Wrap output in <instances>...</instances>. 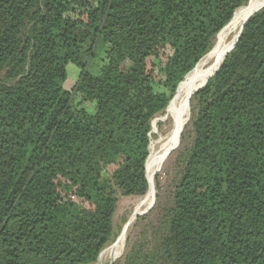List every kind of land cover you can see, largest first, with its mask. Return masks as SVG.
Wrapping results in <instances>:
<instances>
[{
  "label": "trees",
  "instance_id": "obj_1",
  "mask_svg": "<svg viewBox=\"0 0 264 264\" xmlns=\"http://www.w3.org/2000/svg\"><path fill=\"white\" fill-rule=\"evenodd\" d=\"M247 2L0 0V264L99 262L117 192L148 191L152 120ZM220 65L169 203L115 264H264V7Z\"/></svg>",
  "mask_w": 264,
  "mask_h": 264
},
{
  "label": "rangeland",
  "instance_id": "obj_2",
  "mask_svg": "<svg viewBox=\"0 0 264 264\" xmlns=\"http://www.w3.org/2000/svg\"><path fill=\"white\" fill-rule=\"evenodd\" d=\"M257 1L258 0H248L247 4L243 7V9L255 6L257 4L256 3ZM259 9H261V7ZM252 14H250V15H252ZM249 16H247V18ZM219 35L220 34H218V36ZM218 36L213 41L214 45H213L212 50H214L215 43L218 40ZM164 46L166 49L163 50V52H164L163 54H168L169 48L167 45H164ZM103 51L104 50H102V49L99 50V52H97L98 54L96 56V59L92 62L91 68H92V72L94 74H97L98 69H99L98 67L102 63L101 58H104L103 57V55H104ZM160 63H161L160 59H158V60L149 59L148 66H150V69H153L154 72L158 75L159 73L160 74L162 73L161 68H159V66H158ZM198 66L194 71H196L198 69ZM67 68H68L67 69V80L64 83V88L67 90H71L75 81L77 80L79 70L72 65H69V67H67ZM73 70L75 71L74 76L72 73ZM199 70H200V68H199ZM1 78H2V76H0V79ZM192 97H191V99H192ZM191 99H190V101H191ZM190 101H189V106H190ZM174 103H172L170 106H168L163 112L159 113V115H157L152 120V122H151L152 131H151L149 146L154 141L158 140V138L160 136H163L164 134L167 133V130L169 128V124L171 123L172 117H173L172 110H173ZM87 109L91 113H93L95 111V109H93V107H90ZM190 110H191V106H190ZM188 123H189V121H188ZM188 123L184 126L185 128L180 133V135L177 136L176 139L173 141V143L171 145V151H170L168 158L166 160H164V162L159 167L160 168L159 171L156 173V175L153 176L152 180H153V185H154L155 192H156L153 205L149 208V210L146 213L141 214V216L137 218L138 221L136 220L135 223L130 228L128 238L125 241L124 247L122 249L123 250L121 253L122 256L120 255L121 257L119 256L120 258L117 261H113V259H111L112 252L110 253L111 256L108 253L110 252V249L113 246H114L113 248H116L117 245L119 244V240H120L121 234L123 232V229L127 225L129 219L132 217V215L134 213V206H135L137 200L141 199V197H143V196H141V197H124L117 192L116 197H115L117 200L116 213H115V216L113 219V230H114V235L116 234V237H115L113 243H111L110 245H108L106 248L103 249V252L101 254L99 262L97 259L95 264H109L111 261H113L114 264L122 262V260L125 256V255H123L125 252L124 249H126V252H125V254H126L129 251L128 249L131 247V245L140 238L142 231L144 230V227L147 225V223H149V222L155 223L156 219L159 217V215L162 212V208L165 207L169 203V199H170V197L173 193V190H174L173 186L175 184V180H176L175 176L177 173V168L175 167V164H176L175 160H176V157H177L179 151L182 149L181 145L179 147L180 138H181V134L186 129V126L188 125ZM188 136H190V132H188L187 138H188ZM157 178H160V180H158V186L156 187ZM154 179H155V181H154ZM118 229H120L121 232H119Z\"/></svg>",
  "mask_w": 264,
  "mask_h": 264
},
{
  "label": "bare ground",
  "instance_id": "obj_3",
  "mask_svg": "<svg viewBox=\"0 0 264 264\" xmlns=\"http://www.w3.org/2000/svg\"><path fill=\"white\" fill-rule=\"evenodd\" d=\"M256 3L257 4L253 7L242 9L220 33L218 40L215 43L214 50L201 59L198 64V69L190 73L186 84L180 91L178 98L173 105V117L172 121L170 120L171 123L169 124L167 133L163 136H160L158 140L150 144L149 157L147 159V171L149 177L148 191L143 197H141V199L137 200L134 206V213L123 229L119 244L116 248H113V246L110 249L108 254L110 255L112 252L111 259H113V261H117L122 256V249L124 247L125 241L128 238L132 225L135 223L137 218L140 217L141 214L146 213L154 203L156 192L152 180L153 176L159 171V167L164 162V160L168 158L173 141L177 136L180 135V133L185 128L184 126L189 121V101L191 97L207 83L211 75L219 69L221 66L220 64L226 55L233 49L247 16L257 11L260 7L264 6V0H258Z\"/></svg>",
  "mask_w": 264,
  "mask_h": 264
},
{
  "label": "water",
  "instance_id": "obj_4",
  "mask_svg": "<svg viewBox=\"0 0 264 264\" xmlns=\"http://www.w3.org/2000/svg\"><path fill=\"white\" fill-rule=\"evenodd\" d=\"M263 7H264V6H263ZM263 7H261V8H263ZM258 10H259V9H258ZM256 12H258V11H256ZM256 12H254V13H256ZM254 13H253V14H254ZM234 14H235V13H234ZM253 14H252V15H253ZM250 16H251V15H250ZM250 16H249V17H250ZM249 17H248V18H249ZM248 18H247V19H248ZM247 19H246V20H247ZM246 20H245V22H246ZM245 22H244V24H245ZM244 24H243L242 28L244 27ZM241 30H242V29H241ZM240 33H241V32H240ZM239 35H240V34H239ZM238 38H239V37H238ZM202 88H203V87H202ZM200 89H201V88H200ZM110 264H114V262H111Z\"/></svg>",
  "mask_w": 264,
  "mask_h": 264
},
{
  "label": "crops",
  "instance_id": "obj_5",
  "mask_svg": "<svg viewBox=\"0 0 264 264\" xmlns=\"http://www.w3.org/2000/svg\"><path fill=\"white\" fill-rule=\"evenodd\" d=\"M72 73H73V76H74V74H75V71L73 70V72H72Z\"/></svg>",
  "mask_w": 264,
  "mask_h": 264
}]
</instances>
